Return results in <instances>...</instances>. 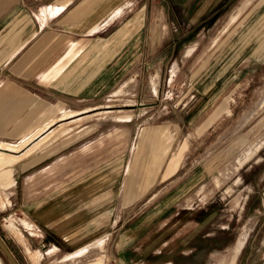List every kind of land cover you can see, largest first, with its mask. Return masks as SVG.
<instances>
[{"label":"rangeland","instance_id":"obj_1","mask_svg":"<svg viewBox=\"0 0 264 264\" xmlns=\"http://www.w3.org/2000/svg\"><path fill=\"white\" fill-rule=\"evenodd\" d=\"M242 2L181 70L167 48L160 73H135L139 59L126 60L128 73L116 70L122 60H115L108 86L100 77L105 88L83 102L99 108L62 111L32 139L1 144L0 235L20 264H264V0ZM221 45L225 55L240 47L243 60L251 53L252 68L242 63L236 82L222 86L192 123L178 174L189 171L151 188L158 191L154 199L150 190L135 195L141 186L122 190L132 129L166 106L181 114L190 104L176 100L190 95L187 80L202 73L208 50ZM50 130L26 157L8 156L24 155ZM203 166L208 174L190 181ZM42 204L54 222L62 221L66 237L48 229L37 235L26 226L33 225L27 213L41 225L33 212ZM81 229L86 239L79 238ZM0 264H10L1 250Z\"/></svg>","mask_w":264,"mask_h":264},{"label":"crops","instance_id":"obj_2","mask_svg":"<svg viewBox=\"0 0 264 264\" xmlns=\"http://www.w3.org/2000/svg\"><path fill=\"white\" fill-rule=\"evenodd\" d=\"M239 1L242 0H0V146L33 136L62 111L85 114L86 110L99 108V104L84 106L83 102L105 88L104 83L100 85V77H107L108 86L109 76L113 77L116 70L125 68L128 73L126 60L139 59L135 73H160L161 51L167 48L166 56L176 55L175 63L181 70L199 43L219 28L216 24L225 22L224 26L229 21ZM250 1L243 0L241 4ZM226 47L208 50L202 73L187 80L190 95L176 100L190 104L180 109L181 114L166 106L132 129L122 190L141 186L142 191L135 195L149 193L155 185L170 184L189 171L178 174L184 166L182 159L192 123L202 116L205 105L215 100L222 86L236 82L242 63L252 68L251 53L243 60L240 47L232 45L225 55ZM119 59L121 65L115 70L114 61ZM197 66L195 63L189 68L193 71ZM228 67L236 70L226 75ZM252 78L250 74L248 79ZM151 85L157 90L154 82ZM109 87L115 91L113 81ZM63 117L68 119L69 115ZM52 133L50 130L40 137L24 155ZM17 152L8 156L19 161L28 155ZM201 174H208L205 167L196 177L192 174L190 181H198ZM81 181L82 185L86 183ZM150 191L154 199L158 191ZM179 192L170 194L176 196ZM41 207L33 212L43 220L41 225L27 213V220L34 226H26L37 235L42 236L48 229L66 237L62 221L54 222L53 216L45 214L44 204ZM244 228L247 236L250 225ZM82 231L79 238L86 239L88 234Z\"/></svg>","mask_w":264,"mask_h":264},{"label":"water","instance_id":"obj_3","mask_svg":"<svg viewBox=\"0 0 264 264\" xmlns=\"http://www.w3.org/2000/svg\"><path fill=\"white\" fill-rule=\"evenodd\" d=\"M0 250L4 254L6 260L10 264H20V262L17 261V259L14 257L13 253L9 249V247L5 244L4 240L2 239L0 235Z\"/></svg>","mask_w":264,"mask_h":264},{"label":"bare ground","instance_id":"obj_4","mask_svg":"<svg viewBox=\"0 0 264 264\" xmlns=\"http://www.w3.org/2000/svg\"><path fill=\"white\" fill-rule=\"evenodd\" d=\"M89 250H90V249H89ZM89 250H88V252H89ZM82 252H83V251H82ZM86 252H87V251H86ZM86 252H85V253H86ZM77 253H78V252H77ZM77 253H76V254H77ZM79 254H80V253H79ZM81 254H83V253H81Z\"/></svg>","mask_w":264,"mask_h":264}]
</instances>
